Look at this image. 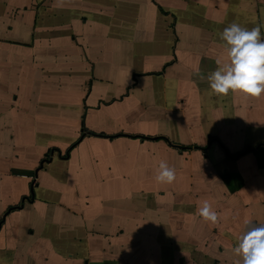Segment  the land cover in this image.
<instances>
[{
	"label": "crops",
	"instance_id": "crops-1",
	"mask_svg": "<svg viewBox=\"0 0 264 264\" xmlns=\"http://www.w3.org/2000/svg\"><path fill=\"white\" fill-rule=\"evenodd\" d=\"M232 22L264 0H0V264H240L264 94L208 86Z\"/></svg>",
	"mask_w": 264,
	"mask_h": 264
},
{
	"label": "clouds",
	"instance_id": "clouds-1",
	"mask_svg": "<svg viewBox=\"0 0 264 264\" xmlns=\"http://www.w3.org/2000/svg\"><path fill=\"white\" fill-rule=\"evenodd\" d=\"M258 24L248 29L235 22L225 26L218 34L227 62L220 64L207 77L208 86L215 94L242 92L250 96L264 94V37ZM155 179L172 183L175 169L161 162ZM206 221L216 223L217 213L207 200L197 208ZM246 224L249 222L245 221ZM241 257L240 264H264V221L249 226L237 239L233 249Z\"/></svg>",
	"mask_w": 264,
	"mask_h": 264
}]
</instances>
